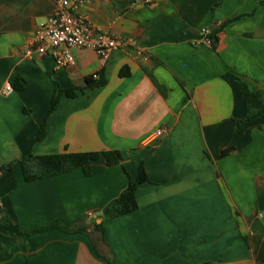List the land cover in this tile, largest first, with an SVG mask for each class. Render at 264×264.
Returning <instances> with one entry per match:
<instances>
[{
	"label": "crops",
	"instance_id": "0c3cea01",
	"mask_svg": "<svg viewBox=\"0 0 264 264\" xmlns=\"http://www.w3.org/2000/svg\"><path fill=\"white\" fill-rule=\"evenodd\" d=\"M261 1L89 0L80 12L126 44L104 63L72 49L73 66L58 70L52 56L27 54L56 1L0 0V264H264V114L242 133L234 123L246 113L243 81L264 103ZM99 73L106 85L62 96L49 114L57 90ZM160 127L167 134L151 140ZM114 150L122 161H95L91 176L26 182L20 165L1 170L30 152ZM141 164L138 209L114 217Z\"/></svg>",
	"mask_w": 264,
	"mask_h": 264
},
{
	"label": "trees",
	"instance_id": "16d2710c",
	"mask_svg": "<svg viewBox=\"0 0 264 264\" xmlns=\"http://www.w3.org/2000/svg\"><path fill=\"white\" fill-rule=\"evenodd\" d=\"M136 1V0H135ZM138 2H144L145 0H137ZM260 5L264 7V0L260 2ZM234 18L223 22L220 29L224 28L227 24L235 21ZM216 32V31H215ZM211 31L209 39L211 41L210 45L212 48L216 46V33ZM130 71L128 66H125L120 71L121 77H128ZM107 84L105 77L99 73L94 74L86 78L85 85L79 88H73L69 90H57L53 100L51 102L49 114L52 113L60 103L62 96H67L69 98L76 97L77 92H83L85 89L89 88H99ZM15 89H23L21 84H14ZM241 96L245 105V116L241 119L234 120L235 130L237 133L243 132V126L246 122H249L264 114V103L262 102L261 93L257 91H251L246 84L242 82L241 85ZM103 159L107 166H113L119 164L122 161V156L119 151H103V152H78L70 153L64 152L60 154H48V155H35L32 152L23 156L20 160L11 162L4 165L1 170L2 172H7L11 170L16 165H20L23 173V178L26 182H34L56 175H60L78 168H81L86 176H91L92 167L91 164L95 161ZM149 182V178L145 171L144 166L141 164L138 169L137 179L134 183H130L127 190L123 192L114 205L109 209V212L114 217L123 216L129 214L138 209L139 205L137 202L136 191L137 188ZM55 227L63 231L68 230H78L86 231L80 225L66 226L60 222L54 224ZM94 228L99 231L102 235L101 241H104L105 229L102 224L95 225ZM109 263L112 264L111 258L109 257Z\"/></svg>",
	"mask_w": 264,
	"mask_h": 264
},
{
	"label": "built area",
	"instance_id": "2783aa9c",
	"mask_svg": "<svg viewBox=\"0 0 264 264\" xmlns=\"http://www.w3.org/2000/svg\"><path fill=\"white\" fill-rule=\"evenodd\" d=\"M57 8L46 25L35 30L30 42L28 55L37 53L38 56H52L58 70L67 69L74 64L72 49H91L104 63L110 52L123 48L126 44L122 39L112 38L108 33L98 29L87 14L81 13L80 8L89 0H55ZM154 0H145L151 4ZM210 29L201 32L202 41L210 44ZM137 55L144 56L142 50ZM147 58V56H144ZM12 90L10 85L4 89L5 94ZM168 128L160 127L149 137L157 140L167 134Z\"/></svg>",
	"mask_w": 264,
	"mask_h": 264
}]
</instances>
